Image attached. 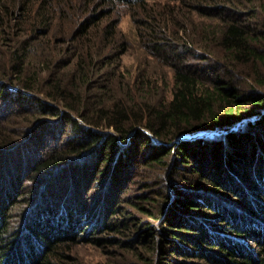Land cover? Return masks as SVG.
Segmentation results:
<instances>
[{
    "label": "trees",
    "instance_id": "trees-1",
    "mask_svg": "<svg viewBox=\"0 0 264 264\" xmlns=\"http://www.w3.org/2000/svg\"><path fill=\"white\" fill-rule=\"evenodd\" d=\"M120 4L133 41L119 28ZM132 42L145 61L130 68ZM5 96L31 104L7 113L0 103V159L34 145L45 124L70 138L47 136L29 167L47 194L63 171L104 157L95 172L89 163L83 191L93 198L102 185L106 221L86 238L53 236L51 200L32 219L38 246L27 264H84L73 252L82 240L103 250L98 264H264L263 2L0 0ZM7 162L17 163L0 166V192L12 186ZM7 201L0 261L21 249Z\"/></svg>",
    "mask_w": 264,
    "mask_h": 264
},
{
    "label": "rangeland",
    "instance_id": "rangeland-1",
    "mask_svg": "<svg viewBox=\"0 0 264 264\" xmlns=\"http://www.w3.org/2000/svg\"><path fill=\"white\" fill-rule=\"evenodd\" d=\"M259 1L264 3V0ZM118 11V16L121 18L119 28L124 31L126 35H128L130 40L133 41L132 33H134V27L132 26L130 17L128 15V7L120 4ZM144 61L145 58L141 49L136 44H134V42H132L131 47L124 55L123 62L128 67L133 68L135 64L143 63ZM0 103H3L4 105L1 111L7 113L13 112L16 108H18L19 104H26L23 103L22 100H18L17 102H14L13 100L12 102V98H10V96H5V98H3ZM27 104L30 105L31 103L27 101ZM63 128V124H45L38 130L39 138L36 139V143L34 145H28L27 142L21 143L22 145L18 147V150H10L8 153L3 154V158L0 159V166L3 164L5 159L13 158L15 161H17L16 164L9 162L6 164L7 171L12 172L10 177V183L12 186L9 190L0 192V199L2 198L1 203L3 205L8 202L7 200L13 199L11 203V214L15 218L10 219V223H14V225L19 226L20 230L22 231L21 249H19L20 254L18 255V258H13L12 260L9 258H1L2 261H0V264H27V261L31 260L30 252L35 251L38 246L37 238H35L33 233L30 231L31 224H34L32 219L36 218L35 221L38 222L43 215L45 216L47 208L50 206L51 200L58 199L59 201L54 207V211L52 212L51 216V226L57 233V235L53 236L73 234L78 235L79 237H89L92 233H97L98 228H100V223L106 221L108 215H110L108 210L107 215L103 217V215L106 214L103 213L104 209L106 208L103 206L104 197L106 196L103 195V192H100L102 190V185L100 190L95 191H99V194H96L93 198V193L89 196V194L86 195L85 191H83V188L86 184H91L92 173L100 167L99 161L104 159L99 151L95 154L97 156L100 154L98 156L99 158L94 156L90 157L89 161H87V163L84 166H81L78 170H76L74 167V172L72 171L73 168L63 171L64 174L56 179L55 185H50L51 194H47L46 188L37 187L39 186L36 185L38 183L37 180L31 179L32 177L29 175V167L34 162V159L39 156V152L46 150V148H43L45 138H56L57 145H60L64 140L70 139L67 138L66 134L61 133ZM35 138L34 140L32 139L33 142L35 141ZM52 141H54V139L51 140V142ZM91 162L93 163V166H89V163ZM88 166L93 167V172L91 173L90 177L85 174ZM86 188L87 186L85 189ZM59 192H61V195L57 194ZM28 195L30 200L22 201V199ZM18 196L20 198H18ZM65 198L66 200H64ZM16 199L19 201L18 205L14 203V200ZM67 199H72L73 201L72 204L69 205L71 209H68L67 212L70 218L67 217L68 215L65 214V210L62 208L64 205L67 209ZM2 204H0V210L2 208ZM83 206H89L97 214V218L95 219L92 217L86 219L83 216L85 211ZM23 213L25 214L24 217H22ZM34 231L38 233V230L35 227ZM251 244H254V242ZM73 252L81 258V261L84 264H98L100 261H104L106 259V255L99 246H96L91 242H85L83 240L82 243H78L74 246ZM34 257L35 256L32 258Z\"/></svg>",
    "mask_w": 264,
    "mask_h": 264
}]
</instances>
